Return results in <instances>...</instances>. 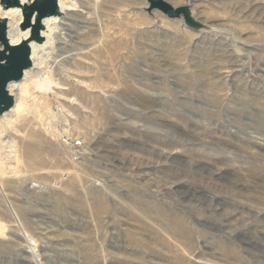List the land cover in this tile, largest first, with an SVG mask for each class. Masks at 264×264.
I'll return each mask as SVG.
<instances>
[{
    "label": "rangeland",
    "instance_id": "obj_1",
    "mask_svg": "<svg viewBox=\"0 0 264 264\" xmlns=\"http://www.w3.org/2000/svg\"><path fill=\"white\" fill-rule=\"evenodd\" d=\"M78 1L0 116V264H264V0Z\"/></svg>",
    "mask_w": 264,
    "mask_h": 264
},
{
    "label": "water",
    "instance_id": "obj_2",
    "mask_svg": "<svg viewBox=\"0 0 264 264\" xmlns=\"http://www.w3.org/2000/svg\"><path fill=\"white\" fill-rule=\"evenodd\" d=\"M147 10H160L169 17H182L189 26L198 27L201 22L198 21L192 13L189 4L175 7L166 0H147ZM0 4L4 9L9 7H21L23 12V20L20 27L23 30L30 29L28 37L21 44L13 45L8 38L7 28L8 19L0 18V116L10 111L16 100V96L12 95L8 89L10 81L20 80L24 75V70L32 65L31 59V40L43 42L45 40L42 30V18L47 14H54L58 9L57 0H33L31 3H23L21 0H0ZM35 18V19H34ZM7 49H9L7 51ZM4 54V56H3ZM6 57V62H3Z\"/></svg>",
    "mask_w": 264,
    "mask_h": 264
},
{
    "label": "bare ground",
    "instance_id": "obj_3",
    "mask_svg": "<svg viewBox=\"0 0 264 264\" xmlns=\"http://www.w3.org/2000/svg\"><path fill=\"white\" fill-rule=\"evenodd\" d=\"M21 1L23 3H31L33 0H21ZM57 1H58V9H57L56 13L47 14L42 18V24L44 25V29L42 30V34L45 37L44 42L40 43V42H37L35 40H31V42H30L31 49H32V51H31L32 65L27 67L24 70V75L20 80L16 81L13 79L8 84V89L12 95L16 96L17 92L21 89L22 85L26 84L27 81L30 80V79L28 80V78L30 76L33 77L34 75H36L35 68L39 67L41 62L44 63L43 60L39 56V52L41 50L45 49L44 48L45 45L51 39V35H52V33L56 27V23L58 21L60 22L61 18L73 17V15L80 8V2L78 0H57ZM0 18L1 19H5V18L8 19L7 35H8L9 41L13 45L23 43V41L28 37L31 27H29L26 30H23L20 27V23L23 19L22 8L18 7V6L17 7L11 6L7 9H4L3 7H1L0 8ZM66 29L72 30V27H67ZM1 48H3L2 45H0V49ZM8 50L9 49H7V51ZM3 56H4V54H3ZM3 62H6V57L4 58ZM6 113H4L3 115H5ZM2 119H4V117L0 118V122Z\"/></svg>",
    "mask_w": 264,
    "mask_h": 264
}]
</instances>
